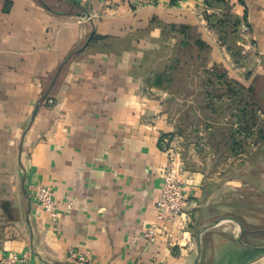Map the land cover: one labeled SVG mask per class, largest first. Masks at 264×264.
Listing matches in <instances>:
<instances>
[{
    "label": "crops",
    "instance_id": "1",
    "mask_svg": "<svg viewBox=\"0 0 264 264\" xmlns=\"http://www.w3.org/2000/svg\"><path fill=\"white\" fill-rule=\"evenodd\" d=\"M210 1L0 0V258L193 264L198 228L215 224L201 234L198 264H264V158L257 154L186 163L180 147L186 216L177 229L161 225L153 243L141 238L155 221L161 140L177 130L163 110L168 97L144 86L148 57H161L187 26L205 43L208 65L221 63L245 87L257 78L264 92V0ZM226 6L243 32L241 45L233 42L244 66L230 61L207 20L209 11L225 17ZM217 33L229 48L235 33ZM37 184L54 192L55 221L34 199ZM70 248L86 262L69 258Z\"/></svg>",
    "mask_w": 264,
    "mask_h": 264
},
{
    "label": "rangeland",
    "instance_id": "2",
    "mask_svg": "<svg viewBox=\"0 0 264 264\" xmlns=\"http://www.w3.org/2000/svg\"><path fill=\"white\" fill-rule=\"evenodd\" d=\"M203 13L207 15L208 12ZM209 13L213 16L212 22H218L216 19L220 18L219 15L213 11H209ZM233 15L231 14V17ZM213 28L218 44L224 48L230 61L235 66H244L246 55L242 53V50H238V46L235 44L237 42L241 45L242 42L243 32L239 30V27L235 31V39H228L229 48L222 45L224 42L220 38L221 34L217 33L220 30L215 26ZM197 40L201 41V38L196 30L191 29L182 37L181 47L175 45V42L166 41L161 57L149 56L146 61L148 66L145 71L146 85L144 84V86L150 94H152L151 89H155L168 97L163 104V110L169 112L178 127L175 136L163 137L162 146L167 148L170 144L172 145L176 154L175 163L180 147L181 155L185 156L186 163H221L222 160H228L231 152L250 156L257 154L264 158V92H261L263 90L259 91L257 88V91L261 92L260 105H262L261 110H256L257 118L261 123L260 133L257 130L254 133L252 128H239V112L235 107H225L221 103L225 100L224 98L213 97V103L203 108L202 105L210 99L202 100L207 96L201 92L210 88L205 70L210 72L211 66L208 65L210 59L205 48H197L195 43ZM234 40L235 42H233ZM217 65H221V63H217ZM226 74L230 79H234L227 71ZM235 81L237 80L235 79ZM212 94L214 95V93ZM209 127L210 131H208ZM222 135L223 139H221ZM259 142L260 146L257 148L256 144ZM208 143L211 147L207 146ZM194 148L198 150L196 151ZM253 148L256 150L252 151ZM189 150L196 152L192 154ZM254 235L256 239L253 242L259 244L260 236H263V233L258 234L257 232Z\"/></svg>",
    "mask_w": 264,
    "mask_h": 264
},
{
    "label": "built area",
    "instance_id": "3",
    "mask_svg": "<svg viewBox=\"0 0 264 264\" xmlns=\"http://www.w3.org/2000/svg\"><path fill=\"white\" fill-rule=\"evenodd\" d=\"M154 1V0H150ZM52 101L49 99V103ZM166 161L162 172V184L159 196L155 202V221L151 222L143 231L141 238L147 243H153L161 225L171 224L178 227L179 221L186 216L187 196L183 190L182 182L176 176V163L174 148L170 144L163 147ZM33 196L40 209L55 221L58 216V207L54 199V192L48 185L37 184L34 187ZM135 240L137 237L134 238ZM69 258L78 263L86 262V257L70 248L67 251ZM27 254H9L0 258V264H27Z\"/></svg>",
    "mask_w": 264,
    "mask_h": 264
},
{
    "label": "trees",
    "instance_id": "4",
    "mask_svg": "<svg viewBox=\"0 0 264 264\" xmlns=\"http://www.w3.org/2000/svg\"><path fill=\"white\" fill-rule=\"evenodd\" d=\"M219 1V0H218ZM214 3L215 1H210V3ZM227 14L222 19H216L218 22H212V15L207 16V20L210 23V26H215L218 30L222 28L223 30L227 29L230 30L232 33H235L237 31V21L234 16L231 17V14L229 13L228 9L229 7L226 6ZM230 19H232L230 21ZM172 29V28H171ZM188 29H190L187 26H181L176 29V31L180 34V40H178L175 45H179L181 47V39L185 35V33H188ZM191 30V29H190ZM169 32L171 30L169 29ZM223 32V31H222ZM94 39V36L92 35L89 39V42ZM227 43H230L229 41H226ZM196 45L198 46V49H204L205 43L197 40ZM186 44V43H185ZM188 44V43H187ZM190 44V43H189ZM227 47L229 46L226 45ZM207 74V78L210 82V88L206 91L201 92L204 93L207 97L202 98V100H205L206 98H210L205 104H203V108L207 105L209 106L211 103H213V97L217 99L224 98L225 100L221 103L224 104V106L227 108H233L235 107L240 115L239 120V128L241 129H251L256 127L257 132L260 133V120H258L256 115V110L262 108V105H260V99L258 96L257 86L256 83L258 79L256 78L255 86L253 84L245 87L241 85L239 82L235 81L234 79H230L227 74L226 70L220 65H213L210 69V72L208 70H205ZM217 81V82H216ZM214 93V95L212 94ZM210 95V97H208ZM219 110H222V108ZM224 111V110H223ZM178 128V127H177ZM177 131V130H176Z\"/></svg>",
    "mask_w": 264,
    "mask_h": 264
},
{
    "label": "water",
    "instance_id": "5",
    "mask_svg": "<svg viewBox=\"0 0 264 264\" xmlns=\"http://www.w3.org/2000/svg\"><path fill=\"white\" fill-rule=\"evenodd\" d=\"M89 39H90V38L88 37V39L85 41L84 45H83L80 49H83V47H85V45L89 42ZM80 49H79V50H80ZM58 72H59V69H58ZM58 72H57V73H58ZM57 73H56V75H57ZM54 80H55V77L52 79L51 84L54 82ZM226 220H231V221H233V222H235V223L238 224V222H237L235 219L227 218ZM214 225H215V224L204 225V226H201L200 228H198V230H197V232H196V254H195V258H194V262H193V264H198V260H199V257H200V253H201V234H202V232H204L205 230H207V229L213 227ZM237 241H238L240 244H242V245H244V246H246V247H253V246H250V245H246V244L242 241V236H239L238 239H237Z\"/></svg>",
    "mask_w": 264,
    "mask_h": 264
}]
</instances>
